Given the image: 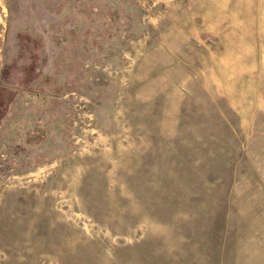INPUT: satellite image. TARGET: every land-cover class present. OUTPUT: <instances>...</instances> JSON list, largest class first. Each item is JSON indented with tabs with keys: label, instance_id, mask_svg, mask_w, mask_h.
<instances>
[{
	"label": "rangeland",
	"instance_id": "1",
	"mask_svg": "<svg viewBox=\"0 0 264 264\" xmlns=\"http://www.w3.org/2000/svg\"><path fill=\"white\" fill-rule=\"evenodd\" d=\"M0 264H264V0H0Z\"/></svg>",
	"mask_w": 264,
	"mask_h": 264
}]
</instances>
